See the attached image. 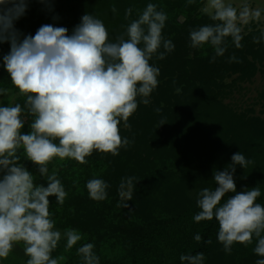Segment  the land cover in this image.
Listing matches in <instances>:
<instances>
[{"label": "trees", "instance_id": "1", "mask_svg": "<svg viewBox=\"0 0 264 264\" xmlns=\"http://www.w3.org/2000/svg\"><path fill=\"white\" fill-rule=\"evenodd\" d=\"M206 1L194 0L189 4L188 0H28L24 15L14 22L22 41L35 36L43 25L64 27L71 35L82 16L91 14L104 23L109 41L115 42L152 3L167 15L162 37L174 45L164 59H158L159 53L164 52L161 45L149 61L160 72L150 103L144 105L137 97L138 107L129 117L128 131L122 130L123 121L118 126L121 137L130 141L126 148H121L116 156L94 150L84 164L54 158L47 165L50 175L55 173L67 193L62 205L57 204L55 196L48 198L55 230H76L82 236L70 249L58 242L51 253L58 264H84L77 249L86 243L94 245L99 264H187L180 257L198 253H203L202 264H256L264 258L254 252L255 237L251 244L234 243L227 253L218 241L216 218L194 220L200 211L196 192L204 188L214 190V171L230 168L231 157L238 152L251 163L245 168L235 166L236 192L257 187L261 195L256 203L264 206V122L237 116L219 100L227 76L237 75L235 84L251 81L257 72L264 74V39L255 43L254 37L261 35L248 34L243 36L238 49L229 37L224 55L217 56L212 63L208 62L215 51L206 45V50L196 55L197 63L190 66L199 83L189 79V70L185 73L187 62L176 53L191 43V30L209 25L207 16L200 12ZM127 9H131V14L126 19ZM10 50V42L0 43V90L17 93L19 90L12 84L3 62ZM233 56L236 60L230 62ZM6 94L0 91V97ZM15 104L23 109L22 134H29L34 117L27 111L26 96H19ZM157 108L161 109L159 113ZM17 155V163L24 167L28 159L23 148ZM55 165H61L62 170L53 171ZM94 178L109 185L103 201L89 196L86 184ZM127 178H133L130 201L122 200L118 192ZM233 195L227 193L221 204ZM197 234L200 241L195 240ZM28 259L23 243H19L6 259L1 258L0 264H26Z\"/></svg>", "mask_w": 264, "mask_h": 264}, {"label": "clouds", "instance_id": "2", "mask_svg": "<svg viewBox=\"0 0 264 264\" xmlns=\"http://www.w3.org/2000/svg\"><path fill=\"white\" fill-rule=\"evenodd\" d=\"M193 2L188 0L189 4ZM26 9V0H0V43H11L9 54L3 58L4 66L12 84L26 96L27 111L34 117L31 132L21 134V105L0 107V166L6 170L0 179V258L6 259L14 245L23 243L29 257L26 264H58L51 253L61 233L55 230L48 198L55 196L57 204L62 205L67 193L55 173L48 175L47 165L54 158L84 164L94 150L116 156L121 148H126L130 141L121 137L118 126L123 121L125 128L130 127L128 120L137 110V97L144 105L150 103L160 72L149 61L161 45L164 52L159 53L158 59H164L174 45L162 37L167 15L152 3L115 42L109 41L104 23L91 14L82 16L71 35L64 27L43 25L35 36L21 41L14 22ZM112 11L116 12L114 6ZM202 12L216 23L191 30V47L210 44L215 51L213 62L224 55L227 38L231 37L235 47L241 48L242 26L261 18V9L244 3L238 11L225 0H207ZM130 14L131 9H127L125 18ZM261 39L264 32L260 38L254 37V42ZM235 60V56L230 58V62ZM0 91L7 93L8 89ZM21 148L46 176L47 187L35 185L33 175L17 163ZM231 160L230 168L214 171L215 189L204 188L198 194L200 211L194 220L216 218L218 241L225 252L230 253L234 243L251 244L255 237L254 252L264 257V206L256 203L260 189L237 193L233 179L235 166L245 168L251 161L240 152L233 154ZM132 186L133 178L121 182L118 192L122 200L132 199ZM86 187L91 199L107 198L109 185L102 179H91ZM230 192L235 195L221 204ZM64 235L69 249L82 239L76 230H66ZM195 240L200 241L201 236L197 234ZM93 248L92 243H86L77 249L84 264H99ZM180 259L187 264H202L204 256L198 253L182 255ZM256 264H264V258Z\"/></svg>", "mask_w": 264, "mask_h": 264}, {"label": "rangeland", "instance_id": "3", "mask_svg": "<svg viewBox=\"0 0 264 264\" xmlns=\"http://www.w3.org/2000/svg\"><path fill=\"white\" fill-rule=\"evenodd\" d=\"M133 1L135 2L136 0H133ZM240 1L241 0H225V3L232 4L234 7H237L239 11L240 7L242 6L240 5L241 3ZM27 2L28 0L26 1V3ZM206 4H207V1L201 6L200 12L203 13L205 16H207V20L209 24L213 22L216 23L215 21L211 20L208 14L202 12V8ZM242 28H243L242 36H248V34H251L254 32L259 33L261 35V33L264 32V15L261 14V18L259 21H252L248 25H243ZM206 45H208V48H209L210 44H205L199 48H193L191 47V43H188L186 44V46L181 47L179 52L176 53L177 57L181 59H185L184 61L187 62L185 73L186 71L189 70L187 72L188 78L189 79L192 78L191 80L195 81L196 83H199V80H197V77L194 75L193 69H191L190 66L194 63L195 64L197 63L196 55L199 53L202 54L203 51L206 50L205 48ZM212 62L213 61H210L208 63H212ZM204 63H200L199 65L204 64ZM208 63L206 61L205 64H208ZM201 76L199 77L201 78ZM236 78H237V75H232V76H227L224 79L223 84L226 85V88L223 92H220L219 100L227 108V110L231 111L233 114L237 116L245 115L247 117H250V118L253 117L255 119H258L259 121L264 122V74L261 72H257V74L251 79V81H246V82L237 81L235 84H233L236 81L234 80ZM19 96H21L19 91L17 93L13 91L7 92V94L4 97H0V107H7L10 105L14 106ZM121 128L122 130L128 129V128H125L124 125H122ZM20 131L22 134L24 129L22 128ZM142 154H144V152ZM53 164H54V161H53ZM23 165H24V168L27 169L33 175L35 185L37 186L43 185L47 187L48 180L46 176L42 175L39 172L38 165L34 164L30 160L26 161V163ZM61 170H62L61 165L53 166V171H61ZM5 173H6V170H3L2 166H0V179L3 178ZM48 175H50L49 171H48ZM132 191H133V188H132ZM200 191L201 190L197 191L196 194H199ZM58 231H60L61 233V239L59 242L65 243V246H66L67 238L64 235L65 231L63 230H58ZM0 263H1V258H0Z\"/></svg>", "mask_w": 264, "mask_h": 264}, {"label": "crops", "instance_id": "4", "mask_svg": "<svg viewBox=\"0 0 264 264\" xmlns=\"http://www.w3.org/2000/svg\"><path fill=\"white\" fill-rule=\"evenodd\" d=\"M240 5H243L244 3H248L250 7L252 8H259L261 9V14L264 15V0H241Z\"/></svg>", "mask_w": 264, "mask_h": 264}]
</instances>
